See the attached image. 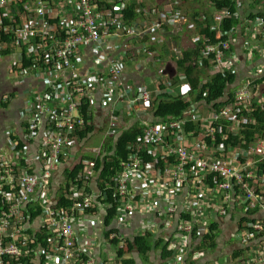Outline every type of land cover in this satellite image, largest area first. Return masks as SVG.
<instances>
[{
  "label": "built area",
  "instance_id": "built-area-1",
  "mask_svg": "<svg viewBox=\"0 0 264 264\" xmlns=\"http://www.w3.org/2000/svg\"><path fill=\"white\" fill-rule=\"evenodd\" d=\"M122 1L0 0V58L3 51L11 48L10 73L15 79L21 81L40 69V82L44 84L42 92L28 97L19 129L0 125V264H96L77 240V229L81 228L84 215H94L95 212L89 211L98 209L100 199H104L99 190L86 192V186L97 175L94 161L84 157L78 160L85 165L79 176L84 185L73 190L72 206H60L59 192L57 195L54 190L55 173L65 166L72 149L85 140L81 133L90 120L84 111L93 115L96 98L93 89L102 95L104 106H112L111 132L117 131L120 122L116 88L120 89L130 113L154 103V94L180 97L171 73H159L154 89L142 88L135 96L129 95L124 76L126 62L135 60L143 49L134 42L111 43L116 31L125 30L132 41L158 34V42L166 43L167 30L163 22L154 23L143 7L138 11L144 19L128 23ZM261 8L254 19L246 23L244 20L241 25L248 31V38H261L264 42V5ZM222 11L221 23L231 17L227 8ZM165 15L174 25L187 20L180 11ZM236 17L239 19L238 11ZM238 26L221 34L227 40L206 45L203 56L196 60L202 65L205 59L209 62L208 78L200 87L216 74H232L237 53L233 51L230 35ZM220 27L212 26L211 30ZM1 32H10L11 40H3L5 35ZM172 42V58L184 60L181 42L179 45ZM86 47L104 53L108 67L105 74L92 73L94 80L88 84L79 65ZM254 75L253 80L228 96L218 108L202 98L198 100L202 103L192 105L182 115L158 118L157 123H141L140 143L132 157L121 163L122 170L116 178L119 222L129 220L136 209L139 197L133 186L140 179L157 192L152 208L164 217L167 225H174L176 232L182 234L181 247L189 248L192 243L189 236L197 227L194 216L199 205L213 209L218 219L233 213L242 221L248 219L240 233L246 240L255 239L257 247L254 252L243 249L242 257L236 260L241 259L242 264H264V174L260 175L264 169V123L254 116L264 111V101L257 96L262 94L259 85H264V69ZM250 133H253L251 141ZM220 137L229 142H219ZM159 159L163 160V168H157ZM183 193H187L190 203V208L184 211L177 205ZM185 214L192 217L191 222L183 218ZM113 238L120 239L119 244L111 243L116 250L114 261L104 264H124L126 258L118 255L125 246L124 240L116 232ZM171 242V248L177 249L176 243ZM183 258L175 255L170 260L181 262Z\"/></svg>",
  "mask_w": 264,
  "mask_h": 264
},
{
  "label": "crops",
  "instance_id": "crops-1",
  "mask_svg": "<svg viewBox=\"0 0 264 264\" xmlns=\"http://www.w3.org/2000/svg\"><path fill=\"white\" fill-rule=\"evenodd\" d=\"M137 2L136 0H123L122 7L124 11L129 4ZM142 3L138 4V10L143 7L150 16L151 20L163 22L166 27V43L158 42V34H152L147 36L144 40L132 41V38L127 35L125 30L116 31L114 40L111 43L122 44H138L137 47L142 48L143 52L135 59L128 60L125 71V85L128 89L130 96H135L137 92L142 88L154 89L157 86V76L159 73L172 74V82L175 87L180 91V97L185 102L187 99L188 108L192 105L202 103L198 101L197 94L192 86V81L189 78L185 70L180 69V62L172 58L171 48H173L172 39H175L178 45L180 43L185 53L187 50L195 48L196 43L200 41V24L206 26V20L211 22L214 27H220L221 18L224 15V11L215 8L213 0H140ZM238 1V3H237ZM235 1L238 6L239 13V26L235 32L230 35L233 51L237 54V59L232 63V75L235 76L234 83L229 86L227 94L223 98L224 100L235 92L240 90L248 81L254 79V75L257 71L264 69V42L261 38L251 40L248 38V31L244 30L241 23L245 20V23L254 19L261 10V6L264 5L263 0H237ZM138 3V2H137ZM121 7V5H119ZM174 11H180L186 15L187 20L182 24L174 25L172 21H169L167 15H171ZM139 12V11H138ZM137 12V13H138ZM152 12V14H151ZM140 13V12H139ZM189 13H194L192 16ZM126 16V12H125ZM144 19L143 14H140L138 18L131 22H140ZM80 58V73L86 84L94 80L92 73L105 74L108 71L107 63L104 59V53H95L90 47H86ZM9 58L5 61L4 59ZM0 60V72L6 75L7 70L11 71V57H1ZM198 62H201L198 61ZM164 63V72H161V64ZM195 67L198 72L199 80L201 84L208 78V68L196 60L188 62ZM41 70H34L25 79L21 81L12 82L8 85L7 90L2 94V99L7 103V106L0 107V125L17 126L20 118L23 116L25 103L28 97L34 96L35 93L43 91L44 84L40 82ZM189 86L188 93L186 92V86ZM202 87V86H201ZM262 89L260 101H264V85H259ZM125 88V87H124ZM95 99L93 100V131L89 136L81 141L71 151V157L65 163V166L60 167L59 171L55 173V193L58 195L59 188H61L66 179L65 172L78 162V160L87 155L92 157H99L106 154L108 146L116 144V138L120 136L124 129H129L132 125L139 122H153L157 123L159 117L154 116L153 106L158 95L154 94L152 104L147 108H138L130 113L125 105L124 98L120 95V89L116 88V113L119 116V128L116 132H111L110 119H111V105L107 107L106 102L102 100V95L97 89H93ZM199 92V91H198ZM260 92V93H261ZM200 93V92H199ZM209 105V103L207 102ZM187 108V109H188ZM186 110V109H185ZM170 116L165 117L171 119ZM104 133L105 139L100 147L93 148L88 147V141L93 135ZM115 133V134H112ZM1 134V133H0ZM2 137V134L0 135ZM101 154V155H99ZM86 186V185H85ZM88 186V185H87ZM86 186V187H87ZM92 189V193L98 191L95 179L89 184ZM133 188L135 193L139 197L136 209L132 212L129 220L121 223L118 220L113 224V227L118 230L119 237L122 239L127 237H135L144 232H150L153 234L154 240H170L176 245L179 243V238L182 234L176 232L174 225H167L163 216L159 215L157 210H154L153 202L156 198V191H152L149 185L144 184L140 179L136 180ZM59 189V190H58ZM155 194V195H154ZM189 197L187 193H183L177 199V205L179 210H188L190 203H188ZM196 204L195 201H193ZM197 205V204H196ZM94 215L85 214L81 223V228L77 229V240L87 250L88 256L95 260L96 264H104L106 262H113L116 250L114 245L111 244L107 238V227L105 226L106 207L101 204L98 207V211L93 213ZM219 223V238L218 246L215 250H204L199 254H195L189 257L190 249L196 244V241L192 236H189V240L193 243L189 247V254L181 262L166 261L161 255V248H154L147 256L145 261L138 250H134L126 259H133L134 264H242L241 259L236 260L235 253L242 249H249L254 252L257 247V241L255 239L246 237L241 234L242 227L246 224L245 221L240 220L237 213L231 214L227 218L218 219L215 211L211 208H201L199 205L196 209L194 216V224L197 225L198 230L205 232L207 228L212 224ZM242 235V236H241Z\"/></svg>",
  "mask_w": 264,
  "mask_h": 264
},
{
  "label": "trees",
  "instance_id": "trees-1",
  "mask_svg": "<svg viewBox=\"0 0 264 264\" xmlns=\"http://www.w3.org/2000/svg\"><path fill=\"white\" fill-rule=\"evenodd\" d=\"M135 2V1H134ZM215 3V8L218 10L228 9L231 17L225 18L222 23L220 29H212L211 22H208L206 26L200 24V36L201 39L196 43V47L189 49L185 52V58L180 62V69L185 70L188 74L189 78L192 81V86L194 90L199 91V95L197 99L206 98L207 102L214 103L215 108H218L221 104H223V98L225 97L229 86L234 83L235 76L229 73H219L214 75L210 78L207 85L204 87H200L201 81L199 80L198 72L195 70L194 65L188 64L193 59L198 60L200 57L203 56L202 52L205 50L206 45L210 44H217L220 43L222 40H227V36L222 37L221 34L224 32L231 31L235 26L239 24V19L236 17L238 8L237 3L232 0H213ZM126 12V19L128 23L134 21L138 18L141 14L138 12V3L129 4ZM138 12V13H137ZM8 20L5 19V24H8ZM9 25V24H8ZM5 35V41L9 42L11 39L9 35L11 33L1 32ZM13 50L11 48L6 49L2 52L3 57H8ZM26 65H29V61H25ZM204 66L209 65L207 59L204 60ZM0 74H2L0 72ZM3 76V74H2ZM188 102L182 97H172L169 95H160L156 100L153 106V113L154 116L159 118H165L170 116H179L182 115L183 111L187 109ZM7 106V103L2 99V95H0V107L3 108ZM84 111L85 117L87 120H90L88 123L86 130L81 133V138L86 139L89 134L93 131V115L91 111ZM254 116L260 121L264 123V111H258L254 114ZM142 136V126L139 122L132 125L129 129H124L119 137L116 138L115 146L110 145L107 149V152L102 157H92L91 155H87L84 159H90L95 163V169L97 171V175L95 177V183L97 184L98 190L100 193H103V198L100 199V202L106 207V216L104 219L105 226L107 227V238L110 240L112 244H119V238H113V233H117L118 230L113 227V224L116 222L117 217L120 211V197L117 188L115 189L116 185V178L118 177V172L122 170L121 163L124 161L129 160L133 153L134 149H136L137 145L140 143V138ZM253 138V133H250V141ZM221 143H228L229 141H224L221 137L218 140ZM131 150H130V149ZM146 157L150 160H155L151 156V154L144 153ZM157 168H163V160L159 159L157 162ZM85 165L82 161L76 163L70 170L67 169L65 172L66 179L65 185L61 186L59 191V198H60V206H72V194L73 190L77 187H82L84 182L80 180V174L84 171ZM264 174V169L260 175ZM212 186H215V183H211ZM58 189V190H59ZM87 193H92V189L90 186H87ZM97 208L91 209L89 212H97ZM183 218L187 222L192 221V217L189 214L183 215ZM245 222L248 221L244 220ZM195 232V233H194ZM193 232V239L196 241V244L190 249L189 248L181 247L180 243H178L177 249L171 248V241L165 239L154 240L153 234L150 232L142 233L135 237H127L124 238L125 246L123 249L118 251V255L120 257H127L130 255L134 250H138L141 254L142 258L146 261L148 254L154 248H161V255L164 260L169 261L171 258L176 256H183L185 258L186 255L189 254V257H192L195 254L201 253L204 250H215L218 246V238H219V223L215 222L212 223L206 232L198 233L197 227H195ZM186 235V233H185ZM180 236H177L179 238ZM181 238H179V242ZM193 244V243H192ZM191 244V245H192ZM244 250H240L235 253V258L242 257ZM185 255H184V254ZM183 258V259H184ZM124 264H134L135 261L133 259H124Z\"/></svg>",
  "mask_w": 264,
  "mask_h": 264
},
{
  "label": "rangeland",
  "instance_id": "rangeland-1",
  "mask_svg": "<svg viewBox=\"0 0 264 264\" xmlns=\"http://www.w3.org/2000/svg\"><path fill=\"white\" fill-rule=\"evenodd\" d=\"M194 13H189L190 16H192ZM176 41L175 39H172ZM5 61L9 60V58L4 59ZM0 63L2 61L0 60ZM12 82H16L15 77L13 74L10 73V70L6 72V75L2 76L0 74V95H2L8 88V85L12 84ZM189 86H186V92L188 93ZM105 134L99 133L96 135H93V137L88 141V147L92 150L93 148L100 147L102 143L104 142Z\"/></svg>",
  "mask_w": 264,
  "mask_h": 264
},
{
  "label": "clouds",
  "instance_id": "clouds-1",
  "mask_svg": "<svg viewBox=\"0 0 264 264\" xmlns=\"http://www.w3.org/2000/svg\"><path fill=\"white\" fill-rule=\"evenodd\" d=\"M170 261V260H169Z\"/></svg>",
  "mask_w": 264,
  "mask_h": 264
}]
</instances>
